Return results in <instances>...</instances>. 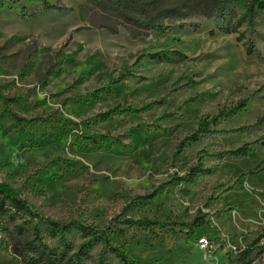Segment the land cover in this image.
<instances>
[{"label": "rangeland", "instance_id": "374dc122", "mask_svg": "<svg viewBox=\"0 0 264 264\" xmlns=\"http://www.w3.org/2000/svg\"><path fill=\"white\" fill-rule=\"evenodd\" d=\"M47 1L65 9L29 18L23 10L42 0H0V179L46 217L106 233L85 253L82 233L67 235L81 264H123L116 251L127 264H238L264 224V145L218 154L264 136V123L186 138L204 115L241 99L246 111L216 129L252 125L264 112V61L236 34L211 35L216 24L203 17L112 33L87 0ZM250 258L264 264V243ZM0 264L20 263L0 247Z\"/></svg>", "mask_w": 264, "mask_h": 264}, {"label": "trees", "instance_id": "16d2710c", "mask_svg": "<svg viewBox=\"0 0 264 264\" xmlns=\"http://www.w3.org/2000/svg\"><path fill=\"white\" fill-rule=\"evenodd\" d=\"M103 17L111 24L101 25L112 33H118L119 27L134 29L140 33L162 31L184 20L195 17H203L212 20L216 28L210 30L214 35L216 30L226 34H236L237 41H244L245 52L264 61L262 50L256 45L252 36L254 33L264 42V33L255 28L264 25V0H87ZM64 6L42 0V5L34 11L23 10V15L35 18L39 15L51 14L55 11H63ZM198 30L201 25L193 24ZM1 51V48H0ZM125 76L121 74L113 78L112 82H120ZM248 99H241L236 104L222 106L215 114L204 115L198 127L186 139L198 141L202 135L212 132L236 133L252 126L264 123V112L259 115L252 125H243L236 129L218 131L217 125L240 112L246 111ZM124 112L125 109H117ZM17 124L24 121L23 118H15ZM216 129V130H215ZM104 138V137H102ZM94 143L98 138L92 139ZM257 144L264 145V136L253 141L245 142L234 149L219 153L218 156L229 155L231 157H245ZM125 223L145 227L152 226L155 222L149 219H127ZM77 229L87 239L81 245V252L85 253L95 242L108 241L106 233L94 226L79 223L77 221L60 222L42 214L40 207L23 197L18 188H14L6 180L0 179V237L4 233V246L15 254L20 264H81L78 254L70 256V243L67 235ZM46 233L52 238L60 237L58 245H50L44 241ZM93 238V239H90ZM264 243V224L261 232L257 234L250 245L238 249V264H252L250 253L253 247ZM86 249V250H85ZM116 251V249H114ZM123 264H127L125 256L116 251ZM81 254V253H80Z\"/></svg>", "mask_w": 264, "mask_h": 264}, {"label": "built area", "instance_id": "2783aa9c", "mask_svg": "<svg viewBox=\"0 0 264 264\" xmlns=\"http://www.w3.org/2000/svg\"><path fill=\"white\" fill-rule=\"evenodd\" d=\"M199 242H200V246L202 248H207L209 246V238L208 237H200L199 239Z\"/></svg>", "mask_w": 264, "mask_h": 264}]
</instances>
